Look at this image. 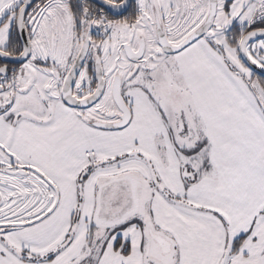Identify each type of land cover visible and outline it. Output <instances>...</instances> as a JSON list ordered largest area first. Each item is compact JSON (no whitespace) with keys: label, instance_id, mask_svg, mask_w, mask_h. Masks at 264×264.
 <instances>
[{"label":"snow or ice","instance_id":"obj_1","mask_svg":"<svg viewBox=\"0 0 264 264\" xmlns=\"http://www.w3.org/2000/svg\"><path fill=\"white\" fill-rule=\"evenodd\" d=\"M0 264H264V0H0Z\"/></svg>","mask_w":264,"mask_h":264}]
</instances>
